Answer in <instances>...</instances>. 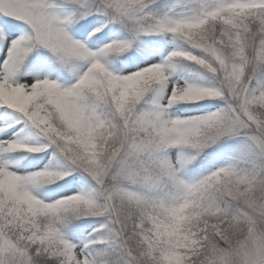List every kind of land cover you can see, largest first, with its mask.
Returning <instances> with one entry per match:
<instances>
[{
  "label": "snow or ice",
  "instance_id": "snow-or-ice-1",
  "mask_svg": "<svg viewBox=\"0 0 264 264\" xmlns=\"http://www.w3.org/2000/svg\"><path fill=\"white\" fill-rule=\"evenodd\" d=\"M0 124V264H264V0H0Z\"/></svg>",
  "mask_w": 264,
  "mask_h": 264
},
{
  "label": "rangeland",
  "instance_id": "rangeland-1",
  "mask_svg": "<svg viewBox=\"0 0 264 264\" xmlns=\"http://www.w3.org/2000/svg\"><path fill=\"white\" fill-rule=\"evenodd\" d=\"M171 50H172V48L167 49V51H171ZM167 51H165V53H164L165 55L167 54ZM161 58L162 57H156L157 61H159V59H161ZM199 74H200V70L195 65L183 63L181 65V67L178 69V71L172 76V80L180 81L181 83H183L185 80L193 81V82H201ZM31 75H32L31 71H25L23 73V76L25 78H27ZM218 103L219 102H216V101H204V102H202V104H179V105H176L175 108L170 110V115H172L173 118H184L185 116H189V115H203V114H206L207 112L216 110L215 107H207V105L218 104ZM186 105H191L196 110L184 111ZM3 126H4L3 124H0V127H3ZM8 131L11 132L12 129H9ZM30 142L31 143H37L38 141L36 140V141H30ZM228 143L234 144L233 141H229ZM44 155H45L44 153L39 154V156H44ZM16 156H20V155L16 154ZM20 157H23V155ZM31 157H30V160H33V159H31ZM16 158L20 159L19 157H16ZM49 159H51L50 154H49ZM47 163H48V160H44L43 163H41L40 160L38 162L31 161V162H28V164H25L23 161L22 165L27 167L31 171H37L40 168H43L44 165ZM197 164H198V161L194 162L192 164V166L195 167V168H193L194 170H191V168H190L191 165L188 167L189 171H187L185 174L187 179L194 180V179L199 178V176H202L203 174H205L206 169L197 167ZM41 191H45V190L42 189ZM74 191L80 192V191H85V190L81 187V184H80L79 186H77L74 189ZM68 194H73V192L69 191ZM56 198L58 199L59 196H57ZM91 231H92V229L88 228V230L86 232H83L82 235L86 236L88 234V232H91Z\"/></svg>",
  "mask_w": 264,
  "mask_h": 264
},
{
  "label": "trees",
  "instance_id": "trees-1",
  "mask_svg": "<svg viewBox=\"0 0 264 264\" xmlns=\"http://www.w3.org/2000/svg\"><path fill=\"white\" fill-rule=\"evenodd\" d=\"M173 46L172 45H167V49H169V48H172ZM195 106V105H194ZM194 110H196L194 107H192L191 105H186L185 106V109H184V111H194ZM31 141H36V139H33V140H31ZM17 155H20V156H24V154H22V153H17ZM15 156H16V154H15ZM20 156H16V157H19V158H21ZM30 157L31 156H27L26 158H24L23 160H22V162L24 161V163L25 164H28V162H31V161H33V162H38L39 161V157H31V159H33V160H30ZM191 170H194L193 168H195L194 166H192L191 165ZM187 171H189V169L187 168V169H185L184 170V176H185V174H186V172ZM185 178L187 179V177L185 176ZM61 183H63V182H61ZM90 183V182H89ZM50 188H56V185H51V186H49ZM81 187L86 191V190H89V189H87V188H85L84 187V184H83V182H81ZM77 223H81V224H87V223H89L88 221H78Z\"/></svg>",
  "mask_w": 264,
  "mask_h": 264
}]
</instances>
